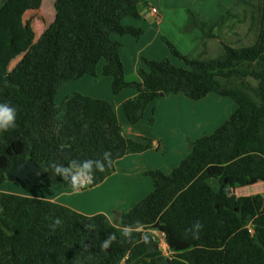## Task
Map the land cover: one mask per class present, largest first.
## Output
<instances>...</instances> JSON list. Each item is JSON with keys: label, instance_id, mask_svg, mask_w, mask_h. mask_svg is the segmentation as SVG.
Segmentation results:
<instances>
[{"label": "trees", "instance_id": "1", "mask_svg": "<svg viewBox=\"0 0 264 264\" xmlns=\"http://www.w3.org/2000/svg\"><path fill=\"white\" fill-rule=\"evenodd\" d=\"M144 0H54V16L40 37L5 75L0 74V102L17 110L16 127L0 131V264H156L160 250L149 253L144 236L158 230L172 264H264V193L236 196L228 189L264 183V0L259 30L250 46L223 44L215 59H189L166 38L170 58H142L137 79H126L116 36L138 39L144 30L125 25L139 18ZM42 0H0V55L26 36L23 15L40 8ZM221 19L226 10L221 7ZM185 31L203 30L196 11L186 10ZM206 35V34H205ZM85 75L111 78V92L136 90L124 100L122 112L130 125L161 96L182 94L199 101L209 94L230 98L236 109L212 133L186 138L188 154L169 172L145 170L153 189L118 223L105 214H82L41 198L2 191L5 172L27 158L48 175L26 188H71L52 165L85 153L105 163L94 186L115 170L118 158L153 148L150 138L123 133L112 104L79 92L56 104L55 96L70 80ZM252 80L255 82L252 83ZM163 93V95H160ZM152 119L149 120V123ZM110 162L104 161V153ZM54 218L61 224L53 229ZM199 220L198 239L184 229ZM141 222L131 238L120 235L124 225ZM252 229V232L249 230ZM115 239L107 249L100 243Z\"/></svg>", "mask_w": 264, "mask_h": 264}, {"label": "crops", "instance_id": "2", "mask_svg": "<svg viewBox=\"0 0 264 264\" xmlns=\"http://www.w3.org/2000/svg\"><path fill=\"white\" fill-rule=\"evenodd\" d=\"M218 3H223L226 9L223 19ZM192 6L206 23L203 30H184L186 10ZM228 6L231 8L228 9ZM151 8H155L156 12ZM139 12V18L126 17L123 23L141 27L144 33L138 39L128 35L115 37L122 42L120 56L128 81L137 79V68L143 66L142 58L159 60L170 57L163 38L168 39L181 54L196 60L221 57L223 44L232 47L252 45L259 30L260 0H144ZM110 85V77L99 75L93 78L85 75L68 81L62 87L65 89L63 98L76 91L110 102L123 133L133 139L150 138L152 149L118 158L115 170L109 176L85 189L28 188L38 191L26 193L12 185L3 190L48 199L85 215L103 213L113 223H118L122 212L131 209L153 189L152 180L143 175V171L160 169L169 172L188 152L186 138L193 140L203 132L216 129L228 118L229 112L236 109L235 103L215 94H209L196 102L188 101L182 94H170L150 103L142 119L130 125L121 104L135 96L136 90L125 88L113 95Z\"/></svg>", "mask_w": 264, "mask_h": 264}, {"label": "rangeland", "instance_id": "3", "mask_svg": "<svg viewBox=\"0 0 264 264\" xmlns=\"http://www.w3.org/2000/svg\"><path fill=\"white\" fill-rule=\"evenodd\" d=\"M53 2L54 0H42L41 7L39 9L27 11L23 15V25L26 30V36L22 40H17L12 49H6L1 53L0 55V74L1 75H5L8 71H10L14 67V65L21 59L24 53L40 37V35L42 34L46 26L52 21L53 16H54ZM217 5H219V10L222 12L221 7H224V4L218 3ZM227 8L229 9L231 8V6H228ZM189 9L197 12V10H194L193 6L192 8H189ZM116 37H120V36H116ZM165 58H170L173 61V63L177 62L176 64L174 63L177 66L185 67V64L183 63V61H180L179 59L173 57L171 54H170V57H165ZM252 83L254 84L255 82L252 80ZM63 88H61L60 91L55 96L56 104L61 103L63 99V95H64L63 92L65 91V89ZM227 99H229L232 103H234L230 98H227ZM188 101H191V100H188ZM191 102H194V101H191ZM232 112L233 110L229 112V115ZM213 129L208 130L209 131L208 133L203 132L201 135L210 134L215 130ZM186 147H187V144H186ZM187 154L188 152L186 153V155ZM186 155H184V157ZM184 157H182L181 159H183ZM12 185L17 186L21 191L26 192V193L32 192V191H38L37 189H28L26 187H23L18 181H9V180H7L2 185L1 189L2 191H4L3 188L10 187ZM39 190H45V189H39ZM5 192H9V191H5ZM227 192L229 194L233 193L236 196L262 194L264 193V184L258 183V184L251 185V186L237 187L234 189H228ZM146 234H149L154 238V240L159 246V250L161 251L162 256L170 259L171 255L167 249L166 243L164 242L163 234L159 232L158 230H154V229L147 230Z\"/></svg>", "mask_w": 264, "mask_h": 264}, {"label": "clouds", "instance_id": "4", "mask_svg": "<svg viewBox=\"0 0 264 264\" xmlns=\"http://www.w3.org/2000/svg\"><path fill=\"white\" fill-rule=\"evenodd\" d=\"M17 110L7 102H0V131H6L16 127ZM104 161L110 162V154L104 153ZM54 172L62 180H64L73 190L86 187L91 184L96 172H104L105 163L101 160H86L82 163H77L75 160L67 161L65 163H55L52 165ZM61 224L59 218H54L50 225L55 229ZM204 225L199 221H195L190 227L185 228V234H191L193 239L199 238V233L202 231ZM141 222L136 221L134 225H124L119 229L120 235L124 238H131L134 231H139ZM115 239V236L109 235L100 243V248L107 249Z\"/></svg>", "mask_w": 264, "mask_h": 264}, {"label": "water", "instance_id": "5", "mask_svg": "<svg viewBox=\"0 0 264 264\" xmlns=\"http://www.w3.org/2000/svg\"><path fill=\"white\" fill-rule=\"evenodd\" d=\"M160 95H163V93H161ZM74 160L77 163H82L88 160V157L86 156L85 153H82L79 156L75 157ZM47 175H48L47 171L40 169L32 161L31 158H27L23 162L13 163L5 172L6 180L18 181V182L21 181L27 184H34L38 180L45 178ZM143 240L146 243L147 252L155 253L157 250H159L158 244L151 235L146 234ZM156 264H172V263L168 258L160 257L156 261Z\"/></svg>", "mask_w": 264, "mask_h": 264}, {"label": "built area", "instance_id": "6", "mask_svg": "<svg viewBox=\"0 0 264 264\" xmlns=\"http://www.w3.org/2000/svg\"><path fill=\"white\" fill-rule=\"evenodd\" d=\"M151 10L153 11V12H156V9L155 8H151ZM88 186V185H87ZM249 230L252 232V229L251 228H249ZM164 237V236H163Z\"/></svg>", "mask_w": 264, "mask_h": 264}]
</instances>
